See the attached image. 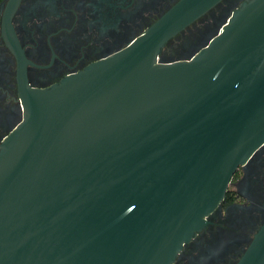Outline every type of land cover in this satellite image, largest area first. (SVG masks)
I'll return each mask as SVG.
<instances>
[{
    "label": "water",
    "instance_id": "water-1",
    "mask_svg": "<svg viewBox=\"0 0 264 264\" xmlns=\"http://www.w3.org/2000/svg\"><path fill=\"white\" fill-rule=\"evenodd\" d=\"M221 0H181L49 88L21 81L0 149V264H174L264 149V0L188 59L164 45ZM237 264H264V225Z\"/></svg>",
    "mask_w": 264,
    "mask_h": 264
},
{
    "label": "flooded vegetation",
    "instance_id": "flooded-vegetation-1",
    "mask_svg": "<svg viewBox=\"0 0 264 264\" xmlns=\"http://www.w3.org/2000/svg\"><path fill=\"white\" fill-rule=\"evenodd\" d=\"M181 0H0V149L23 119L21 81L49 88L142 36ZM250 0H221L169 40L162 61L188 59ZM264 225V149L174 264H237Z\"/></svg>",
    "mask_w": 264,
    "mask_h": 264
}]
</instances>
